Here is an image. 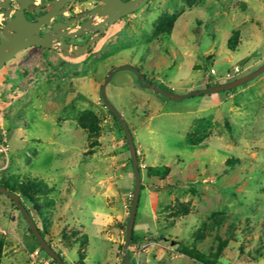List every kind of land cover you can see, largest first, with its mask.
I'll return each instance as SVG.
<instances>
[{
    "label": "rangeland",
    "instance_id": "rangeland-1",
    "mask_svg": "<svg viewBox=\"0 0 264 264\" xmlns=\"http://www.w3.org/2000/svg\"><path fill=\"white\" fill-rule=\"evenodd\" d=\"M166 15L175 21L158 34ZM263 62L264 0H148L79 57L28 48L0 68V179L47 186L54 207L37 227L65 263L121 264L134 181L123 132L99 92L108 70L131 64L147 80L185 94ZM106 94L132 132L142 167L135 264H200L180 252L183 246L206 255L219 247L218 264H264V72L235 92L172 100L119 70ZM84 110L99 119L95 144L76 121ZM198 123L206 138L185 144ZM155 166L170 167L168 176L148 177ZM0 238L1 264H54L3 194Z\"/></svg>",
    "mask_w": 264,
    "mask_h": 264
},
{
    "label": "water",
    "instance_id": "water-1",
    "mask_svg": "<svg viewBox=\"0 0 264 264\" xmlns=\"http://www.w3.org/2000/svg\"><path fill=\"white\" fill-rule=\"evenodd\" d=\"M10 1L19 5L18 9L12 10ZM82 0H46L43 2L37 0H0V15L3 16L4 25L0 29V68L11 60L16 53L29 47L39 46L51 50L59 51L62 55L70 58H76L90 50L101 35L121 18L139 10L148 0H99L100 4L92 9L82 12L73 19H69L65 12L68 11L66 5H71ZM31 5L39 8L49 7L42 15L34 16V21L26 19L25 10ZM87 17L75 29L71 25L75 21ZM60 18L51 24L53 19ZM62 20V21H61ZM51 24V26H50ZM50 27V31L40 35L38 32L44 28ZM92 33V36L82 45L75 46L69 43L59 41L60 39L79 37ZM119 70H128L132 72L141 88L150 89L165 98L172 100H182L192 96L221 92L240 87L264 72V62L246 75L224 83L211 85L199 90H193L185 94H177L169 89L147 80L141 71L131 64H121L110 68L106 74L99 92L105 108L114 116L122 129L126 140L129 158L134 175V185L131 196V202L128 213V220L125 226L124 242L121 251V264H133L130 259L129 243L131 241L134 228L136 213L138 209L139 197L141 192V173L139 171V162L137 150L133 141L132 132L122 117L121 113L111 103L106 94V86L112 76ZM0 194L8 197L22 214L30 232L36 239L43 252L48 255L56 264H66L61 256L50 246L39 231L31 213L23 204L20 196L13 191L1 186Z\"/></svg>",
    "mask_w": 264,
    "mask_h": 264
},
{
    "label": "trees",
    "instance_id": "trees-1",
    "mask_svg": "<svg viewBox=\"0 0 264 264\" xmlns=\"http://www.w3.org/2000/svg\"><path fill=\"white\" fill-rule=\"evenodd\" d=\"M164 18H166L165 21H162L161 25L158 26L156 29V33H158V34L159 33L168 34L170 32L171 23H173L175 21V16L170 17L169 15H166V16H164ZM168 20L170 21V23H168L169 22ZM224 82H226V81L215 82L212 85L220 84V83H224ZM238 89H239V87L231 89V90H227L224 92L225 93L235 92ZM108 113L112 116V118L115 121V124L119 128V130L122 131L121 127L119 126V124L116 121V119L114 118V116L110 112H108ZM76 121H77L78 126L82 130L87 131L88 139L93 141V139L99 133V125H98L99 119H98L97 115L94 114L92 111L84 110L77 115ZM202 127L203 126L201 123H198L196 126H194L192 131L188 132L185 135L184 143L187 145H192V146H196V145L201 144L203 142V140L206 138V134H205L206 132H205L204 128H202ZM123 139L125 140L124 137H123ZM95 142H97V141H93L94 144H95ZM125 143H126V140H125ZM137 158H138V162H139V166H138L139 171L141 172L142 167L140 165L139 155H137ZM128 162L131 163L130 158L128 159ZM230 163H231V161H230ZM146 172H147L146 174L148 177L159 178V179L163 180L168 176V174L170 172V167H168V166L148 167L146 169ZM131 175H132V178L134 181L133 172H131ZM9 179H12V184L10 183ZM1 186H3L5 188L9 189L10 191H13L16 194H18L20 196L23 204H24L23 200L28 201L30 204L31 210L34 212V216H35L34 221H35L36 225L38 224V221H40L41 226H43V224L45 223L43 220L44 215L46 213H51L50 211H48L46 209L54 206V200L47 197L48 189H47V186L45 184H43L37 180H28V179L25 182H18L13 177H5V178L0 179V187ZM166 186H170V185H166ZM142 189H143V187L141 184V190ZM128 202H129V204L127 207L129 210L131 199L128 200ZM12 205L15 207V209L17 211H19L13 202H12ZM187 215H188V212H186V210H185L182 212V215L180 217H185ZM136 216H137V213H136ZM133 230H134V228H133ZM39 231L41 232L40 229H39ZM29 232H30V230H29ZM41 234H42V232H41ZM43 237H44V235H43ZM83 239L86 241V243L88 242V236L87 235H84ZM137 240H138V238H137L136 234H134V231H133L131 241L129 243L130 259H131V262L133 264H135V261H134L133 257L131 256V247L136 243ZM50 246L63 259L60 252L52 244H50ZM220 246H224V244H221ZM72 247H73L72 245H68L67 248L72 249ZM2 251H3V240H2V238H0V264H1V259H2ZM180 252L183 255L187 256L188 258H190V259H192V260H194L200 264H218L217 258H218V255L220 253V248L217 247L216 252L208 254V255L198 251L194 247H187V246L181 247ZM52 263L56 264L53 260H52Z\"/></svg>",
    "mask_w": 264,
    "mask_h": 264
},
{
    "label": "flooded vegetation",
    "instance_id": "flooded-vegetation-1",
    "mask_svg": "<svg viewBox=\"0 0 264 264\" xmlns=\"http://www.w3.org/2000/svg\"><path fill=\"white\" fill-rule=\"evenodd\" d=\"M90 1L93 2V4H92L91 7H84V8L79 9V10L77 9V5H86V4L90 3ZM124 1H126V0H124ZM98 4H100V1L99 0H82L80 2H75V3L71 4V5H66V7H68V11L65 12V13L67 14V16H68L69 19H73V17H75L76 15H78V14H80L82 12L88 11V10L92 9L93 7H95ZM10 5L12 7V10H15V9H18L19 8V5L17 3H15V2H13V1H10ZM48 9H49V7L39 8L36 5H31L28 10H25L26 19L29 20V21H34V16H33L32 12H34L36 15H42ZM0 11H2V9H0ZM58 19H60V18L53 19L52 22H51V24L54 23ZM86 19H87V17H84V18H81V19L75 21V23L70 26L71 29H75L78 25H80ZM51 24H50V26H51ZM3 25H4L3 16L0 15V29H1V27ZM50 29H51L50 27H47V28H44V29L40 30L38 33L40 35H43L44 33L50 31ZM84 36L85 35L79 36V37H72V38L60 39L59 41L69 43L70 45L80 46V45L84 44L92 36V33L86 34V37L83 39ZM38 47L39 46H33V47H29V48H38ZM39 48L46 49V50H51V49L42 48V47H39ZM23 51L24 50H22L20 52H23ZM20 52L16 53L15 56L18 55Z\"/></svg>",
    "mask_w": 264,
    "mask_h": 264
},
{
    "label": "crops",
    "instance_id": "crops-1",
    "mask_svg": "<svg viewBox=\"0 0 264 264\" xmlns=\"http://www.w3.org/2000/svg\"><path fill=\"white\" fill-rule=\"evenodd\" d=\"M37 1H40V0H37ZM159 102H162V103H166V101H159ZM94 155V154H93ZM92 160H95V158H94V156H93V159ZM92 178H95L94 177V175L93 176H91ZM90 178V177H89ZM149 200H150V206H151V208H153L154 206H155V200L153 199V192H151V191H149ZM63 202V201H62ZM65 202H66V200H65ZM54 207V206H53ZM62 209V211L64 212V211H66V210H69V207H68V204L67 203H65V205L64 204H62V206H61V208H60V210ZM56 210H57V208H56ZM52 210H50V212H51Z\"/></svg>",
    "mask_w": 264,
    "mask_h": 264
},
{
    "label": "built area",
    "instance_id": "built-area-1",
    "mask_svg": "<svg viewBox=\"0 0 264 264\" xmlns=\"http://www.w3.org/2000/svg\"><path fill=\"white\" fill-rule=\"evenodd\" d=\"M236 71H237V69H236ZM1 151L4 152L5 154H7V152L9 151L8 146L7 145H4L1 148ZM135 248H136V246H135ZM140 249H142V248L140 247V248H137L136 250H139L140 251ZM36 256H38V251H35L34 254H33V257L34 258H36ZM35 262H36V260H35ZM37 264H48V263L46 261L45 262L43 261V262H40V263L37 262Z\"/></svg>",
    "mask_w": 264,
    "mask_h": 264
}]
</instances>
